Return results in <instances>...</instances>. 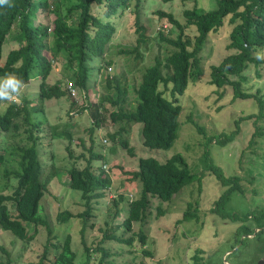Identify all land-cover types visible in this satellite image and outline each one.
<instances>
[{
	"label": "trees",
	"instance_id": "obj_1",
	"mask_svg": "<svg viewBox=\"0 0 264 264\" xmlns=\"http://www.w3.org/2000/svg\"><path fill=\"white\" fill-rule=\"evenodd\" d=\"M133 5L129 7L130 2ZM168 0H160L165 2ZM11 7L0 6V56L3 41L9 34L16 41V45L9 48L2 62H0V76L6 73H15L23 84L30 76L37 78L36 103L32 99L22 102L0 101V130L12 134L18 131L20 124L24 125L23 143H16L10 147L2 146L0 150V175L5 178H14L15 183L9 192L0 191V231H8L12 237L22 240H30L33 232L30 227L44 226L49 232L48 224L40 211L39 200L42 197L47 183V175L42 177L44 166L38 154V127L41 120H32L34 112H41V103L49 98H69L70 108L75 105L77 110H86L90 118L88 143L84 145V139L79 138L84 149L75 158H82L84 164L77 165L76 160L64 170L67 174V182L70 188L80 190L83 208L71 212L68 209L59 210L56 213L58 222H66L69 218H80L78 228V243L82 248V259L76 260V249L73 247L72 237L67 232L60 240L46 238L40 253L32 264H88L96 253V264H111L110 256L115 252L105 245L107 240H116L120 247L125 244L132 246L133 233L123 236L117 233L119 227L130 229L131 223L140 220L149 204V196H155L160 201H168L183 185L192 180H199L200 174L192 172L184 157L176 151L160 160L152 155L138 157L137 167L124 171L130 174L128 178L137 179L139 183L138 196L127 201L126 213L122 217H116L113 213L107 229L101 230V236L97 240H91L87 244L85 238L86 220L91 215L93 202L104 195L106 187H109L110 179L106 168L101 165L108 161V153L116 148V144L128 151V124L140 123V136L142 145L148 149H166L177 136V129L181 104V95L190 79L198 77L202 72L200 50L204 44L207 33L215 30L228 15V21L232 23L228 32V41L225 44L228 52L216 63L209 65L208 83L214 86L217 99L224 96L226 88H230L231 99L252 98L258 108L257 113L249 112L232 118V128L221 130L218 135H212L216 144L225 145L237 134L241 120L250 119L254 129L247 140V144L254 143V137L264 133V129L257 123L258 118L264 116V98L258 93L247 91L243 83L247 80L246 70L249 64L254 67L258 75V66L264 62V57L257 56L255 50L264 45V0H215V4L204 9L194 2L191 7L182 10L184 22L176 19L171 12L157 9L159 17L164 16L175 28L173 35L157 29V46H162V54H156L153 62L146 65L140 75V80L133 87L135 92L134 103L127 104L126 95L129 84L125 81V74L114 70L109 73L104 69L103 77L99 85L100 94L92 99L87 90L88 73L91 69L90 61L95 58L94 68H110L115 65L111 56H106L109 43L112 40L114 23L111 16L119 9L128 8L133 17L135 39L132 46L118 47V54L133 53L134 58L141 56L140 47L146 46L148 35L144 34V25L141 22L142 0H10ZM44 9L41 16L44 19H34L37 9ZM50 13V14H49ZM51 15V16H49ZM47 17V18H46ZM192 26L196 33L189 37L184 29ZM152 44V42L148 43ZM48 53V55L46 54ZM259 57V58H258ZM60 60L61 78H55L48 82L51 74L52 62ZM92 67V69H93ZM91 69V70H92ZM51 73V74H50ZM99 80V81H100ZM71 81L78 95L71 94L67 88V82ZM80 93V94H79ZM80 97V98H79ZM83 101L81 103V101ZM77 102H80V104ZM111 108H107L105 103ZM107 117L112 122H117L113 130H106V137L110 144L104 148L94 149L99 146L95 142L97 127H100ZM50 124V122H48ZM230 125V126H231ZM50 137L66 136V148L70 150V132L64 128L57 129L56 125H50ZM200 128V127H199ZM201 129V128H200ZM102 134L99 133L98 138ZM20 140V139H19ZM105 140V138H103ZM104 149V150H103ZM53 167L49 175H60L61 170ZM204 168L209 170L215 180L226 186L219 196L215 198L213 210L222 216L237 217L235 212L219 211L221 198L225 204L226 195L230 191L243 189L239 183V175L224 174L219 166L207 161ZM42 175V176H41ZM125 196L117 194L112 198V204L117 208V202ZM126 198V197H125ZM221 200V201H220ZM220 201V203H218ZM121 207H118V212ZM123 208V207H122ZM157 213L162 210L157 206ZM258 209V214L255 211ZM251 215L260 219V227L254 232L253 227L246 224L238 225L235 235L246 236L262 233L264 231V207H254ZM248 215V214H246ZM195 216L193 211L187 210L181 219H191ZM118 218L117 221L114 219ZM262 219V220H261ZM257 227V226H255ZM138 241L143 245L145 234L139 230L136 234ZM253 235V234H252ZM133 247H135L133 245ZM0 249L5 251L4 246ZM130 251V249H128ZM202 250L195 248L190 255V263L201 264L199 261ZM141 254L151 255L152 252L141 249ZM0 264H12L6 252V258H0ZM141 264H153L141 262Z\"/></svg>",
	"mask_w": 264,
	"mask_h": 264
},
{
	"label": "rangeland",
	"instance_id": "obj_2",
	"mask_svg": "<svg viewBox=\"0 0 264 264\" xmlns=\"http://www.w3.org/2000/svg\"><path fill=\"white\" fill-rule=\"evenodd\" d=\"M194 2L204 9H209L215 4V0H168L165 2L142 0L141 22L144 25V34L148 35L149 39L146 46L140 47L141 56L138 58H134L133 53L122 55L116 52L117 48L122 45L132 46L135 39L131 12L128 8L123 9L122 12L118 9L111 16L114 31L106 54V56H111L117 64L116 66L110 65L109 69L104 68L103 65L100 68H94L96 59L93 58L90 61L91 69L92 67L93 69H90L86 83L89 96L92 99L99 96V85L102 81L100 79L103 77L104 69L109 73L116 70L125 74V81L129 84L126 95L127 104L134 103L133 87L140 80L143 68L153 62L156 54H162L164 51L162 46H157V41L160 40L154 31L161 28L169 35L175 32L172 24L164 16L159 17L155 11L157 9L169 11L180 22H184L182 10L191 7ZM132 5L133 1L130 2L129 7ZM36 12L34 22L40 18L44 19L41 17L45 12L44 9L39 8ZM231 25L227 15L220 26L207 33L200 50L203 70L198 77L189 80L184 92L179 95L181 104L177 117L179 125L177 136L171 145L166 149L145 148L141 142L140 123L133 122L128 124L127 134L131 151L116 144L115 150L107 154L108 161L102 163L101 166L106 168L104 169L110 179V184L105 188L104 195L93 202L91 215L86 220L87 244L91 240H97L101 236V230L111 225L109 223L113 213L116 217H122L126 213L127 201L138 196L140 185L137 179L128 178L130 174L124 171L135 169L139 156L152 155L162 160L178 151L186 160L189 169L201 175L199 180L195 179L183 185L168 201H160L155 196H149V204L143 217L133 221L128 230L123 227L117 229V233H122L123 236L133 233L132 246L122 244L123 246L120 247V243L116 240L105 242L109 250L115 251L110 256L111 264H141V262L186 264L190 263L189 257L196 247L202 250L199 253L201 264H256L259 258L264 259V231L256 234L252 232L247 237L234 233L236 227L241 224L253 227L254 232L261 226L260 219L256 220L252 216L253 212L258 214V209L252 210L254 207H264V133L255 136L254 143L248 145L247 140L254 127L250 119H244L240 124L238 123L239 130L235 137L225 145L216 144L213 139L209 140L212 135H218L221 130L232 128L233 117L258 112L257 104L252 98L231 99L228 86H224L226 88L224 96L217 99V94L213 90L214 86L208 83L209 65L216 63L228 52L225 44L228 41ZM184 32L189 37L196 33L190 25L185 27ZM150 42H152L151 45L148 44ZM15 45L16 41L9 34L6 35L1 48L0 62L3 61L7 50ZM255 53L257 56L264 57V45L257 48ZM46 54L48 55L47 52ZM258 68V75H256L253 65L249 64L246 70L247 80L243 83V87L249 92L258 89V93H261L264 98V62L260 63ZM51 72L53 74L50 73L51 75L48 76V82L62 77L60 60L52 62ZM2 77L4 76H0ZM37 82V78L31 75L23 84V94L18 102L32 99L31 104L36 103ZM75 95H78L77 89ZM41 106L43 113L34 112L32 120L42 121L37 132L39 135L38 154L44 166L43 176H41L47 175V183L39 200V212L45 216L49 232L46 233L44 226L30 227L29 231L35 230L33 237L30 240H22L12 237L8 231H0V245L4 246L12 264H32L40 253L46 238L54 241V236H56L60 240L67 232L71 235L73 247L76 249V260L82 259V248L78 243L80 218H68L66 222H58L56 213L63 209L76 212L83 208L80 190L68 186L67 174L64 170L74 160L79 166L84 164L82 158L76 159L75 156L82 151L85 155L87 154L79 138L82 137L85 141L84 145H87L90 118L86 110L79 111L75 105L70 108V99L66 97L45 99ZM105 106L108 109L113 108L107 103ZM107 115L108 113L105 112L106 119L96 130L95 142L99 144V146H94L96 150L104 147L106 150L110 141L103 137L104 132L115 129L118 124L112 122ZM257 123L264 129V116L258 118ZM50 125H56L57 129L64 128L70 132L69 148L73 150L72 155L66 148L68 142L66 136L53 135L52 138L50 137ZM23 128L24 125L20 124L18 131L14 134L11 130L7 132L0 130V150L2 146L10 147L18 142H25ZM99 133L102 134L100 138H98ZM207 161L219 166L224 174L239 175V183L243 191H230L226 195L224 205L223 198H221L219 208L222 213L235 212L238 218L222 216L213 210L215 198L226 186L221 185L218 180H215L213 174L204 168ZM53 167L61 170L57 177L49 175ZM14 183V178H5L0 175V191L9 192ZM118 193H122L126 198L117 202V208L121 207V210L117 212L111 199L117 198ZM157 206L162 210L161 213H157ZM187 210L193 211L195 218L181 219L183 212ZM117 219L114 220L117 221ZM139 230L146 235L143 245L139 243L136 235ZM142 248L151 251L152 254H141ZM6 252L0 249L1 259L6 258ZM96 255L98 253L88 264H96Z\"/></svg>",
	"mask_w": 264,
	"mask_h": 264
},
{
	"label": "clouds",
	"instance_id": "obj_3",
	"mask_svg": "<svg viewBox=\"0 0 264 264\" xmlns=\"http://www.w3.org/2000/svg\"><path fill=\"white\" fill-rule=\"evenodd\" d=\"M0 6L12 5L10 0H0ZM22 94L23 81L15 73H6L0 78V101L18 102Z\"/></svg>",
	"mask_w": 264,
	"mask_h": 264
},
{
	"label": "built area",
	"instance_id": "obj_4",
	"mask_svg": "<svg viewBox=\"0 0 264 264\" xmlns=\"http://www.w3.org/2000/svg\"><path fill=\"white\" fill-rule=\"evenodd\" d=\"M66 86L72 95L75 94V88L71 81H68Z\"/></svg>",
	"mask_w": 264,
	"mask_h": 264
},
{
	"label": "water",
	"instance_id": "obj_5",
	"mask_svg": "<svg viewBox=\"0 0 264 264\" xmlns=\"http://www.w3.org/2000/svg\"><path fill=\"white\" fill-rule=\"evenodd\" d=\"M256 264H264V259L259 258L256 262Z\"/></svg>",
	"mask_w": 264,
	"mask_h": 264
}]
</instances>
